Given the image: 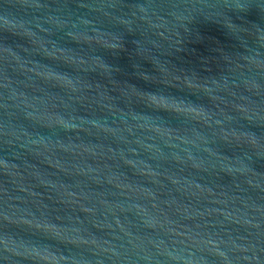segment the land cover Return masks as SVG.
Returning a JSON list of instances; mask_svg holds the SVG:
<instances>
[{"label": "water", "instance_id": "95a60500", "mask_svg": "<svg viewBox=\"0 0 264 264\" xmlns=\"http://www.w3.org/2000/svg\"><path fill=\"white\" fill-rule=\"evenodd\" d=\"M0 264H264V0H0Z\"/></svg>", "mask_w": 264, "mask_h": 264}]
</instances>
